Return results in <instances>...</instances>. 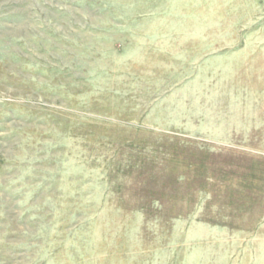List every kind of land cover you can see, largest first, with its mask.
Listing matches in <instances>:
<instances>
[{"label": "rangeland", "instance_id": "rangeland-1", "mask_svg": "<svg viewBox=\"0 0 264 264\" xmlns=\"http://www.w3.org/2000/svg\"><path fill=\"white\" fill-rule=\"evenodd\" d=\"M0 264H264V0H0Z\"/></svg>", "mask_w": 264, "mask_h": 264}]
</instances>
